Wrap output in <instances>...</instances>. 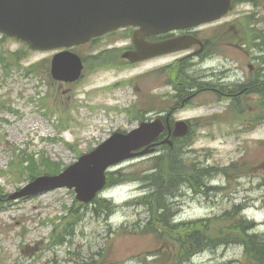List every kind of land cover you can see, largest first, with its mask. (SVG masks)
Wrapping results in <instances>:
<instances>
[{"label": "rangeland", "instance_id": "1", "mask_svg": "<svg viewBox=\"0 0 264 264\" xmlns=\"http://www.w3.org/2000/svg\"><path fill=\"white\" fill-rule=\"evenodd\" d=\"M225 22L228 23L225 28H216L218 23ZM218 23L199 29L207 30L215 39L230 26L231 33H247L253 29L251 24L255 23L262 32L253 34L264 36V0L258 7L239 2ZM114 38L106 37L93 46L85 45L75 50L86 58V62L82 77L72 83L53 80L50 73L47 74L44 63H40L54 52H35L14 40L0 43V56L4 59L0 64V172H5L0 176V187L5 194L9 195L27 184L25 180L18 181L22 178L20 175L12 176L13 169L8 167L10 161L14 164L18 162L17 155H34L35 152L34 158L38 161H34L33 167L38 170L41 169V156L60 167H67L114 131L127 132L135 128L141 120L140 110L145 109V103L151 97L157 96L155 111L142 113L143 120L172 107L175 103L173 84L177 78L183 77L184 84L189 88L215 85L216 81L206 78L208 72L213 74L214 71L219 74L231 71V79L240 82L248 75L251 81L253 79L249 66L255 64V53L246 54L227 46L212 47L213 57L201 64L198 63L200 59L189 57L179 65L158 73L175 58L190 55L191 50L119 68L116 62L120 60V55L106 53L110 47L121 46L120 41L117 45L112 44ZM110 61H115V64L100 68ZM263 63L258 61L255 67H261ZM36 64L43 66L34 68L35 74L28 72V68ZM229 85L239 86L235 81ZM254 89L242 99L244 102L237 103L242 111L228 117L232 118L231 127L223 123L231 119L212 122L211 118L201 120L194 130L192 147L188 149L192 160L199 161L203 167H221L234 162L241 171L227 175L216 173L204 180L208 186L222 187V191L208 190L205 195L196 196L183 189L173 200L178 209V221L209 219L238 206L242 207L245 218L255 224L254 232L264 235V122L245 128L242 121L250 115L244 118L240 113L245 108L258 105L260 94ZM231 91L238 92L235 88ZM186 96L184 94L177 103ZM225 99L200 95L192 100V104L177 108L174 118L197 119L209 117L212 113H226L229 103ZM41 103L45 104L42 108ZM133 105L129 114L126 109ZM47 109L51 117L42 115ZM30 110L39 114H31ZM68 111L73 119L65 121ZM252 115L257 117V113ZM63 122L69 127L65 129L63 138L72 144V148L57 140H48L59 134L58 125ZM143 159L139 157L126 161L111 171L133 170ZM144 167L148 168L147 165ZM235 178L237 182L233 181ZM230 179L232 182H228ZM118 182L113 178L110 185ZM143 191L151 193L139 182L113 186L101 196L116 204L113 215L104 220L93 214L89 205L87 209H78L83 216L75 225L73 235L65 244L53 246L48 244L52 231L61 233L64 225L72 224L77 218L74 214L70 221L55 220L67 212L65 206L72 205L74 193L67 189L47 191L6 203L0 209V264H76L91 260H95V264H249L243 248L238 245L216 247L190 261H177L176 229L164 228L161 236L143 231L148 223V228H152L153 214L149 207L132 203ZM51 219L55 221L50 223Z\"/></svg>", "mask_w": 264, "mask_h": 264}, {"label": "water", "instance_id": "2", "mask_svg": "<svg viewBox=\"0 0 264 264\" xmlns=\"http://www.w3.org/2000/svg\"><path fill=\"white\" fill-rule=\"evenodd\" d=\"M231 6L232 0H0V32L28 42L33 49L50 50L80 45L118 28L139 27L136 36L139 35V39L134 36L137 52L124 56L136 62L199 43L185 38L186 43L182 45L178 40L148 46L143 42L145 36L217 20ZM81 69L80 59L68 51L52 59L54 79L73 82L78 79ZM162 131L160 120H155L141 123L128 134L116 133L58 177L39 178L10 199L66 186L75 188L77 200L89 202L104 186V171L108 166L152 151L146 148L140 153H132L148 147ZM186 132V125L178 122L172 136L180 137Z\"/></svg>", "mask_w": 264, "mask_h": 264}, {"label": "trees", "instance_id": "3", "mask_svg": "<svg viewBox=\"0 0 264 264\" xmlns=\"http://www.w3.org/2000/svg\"><path fill=\"white\" fill-rule=\"evenodd\" d=\"M185 79L177 78L174 84H177V96L181 95ZM256 93L260 94L258 105L259 113L264 115V79L256 80L252 86ZM240 109V108H239ZM240 111H242L240 109ZM187 135L180 142L170 147H163L161 152L149 159L143 164L148 168H143V173L134 170L126 173L116 172L108 175V184L114 179L118 181L139 180L151 193L143 197L136 198V204L149 207L153 214L152 228H145V231H151L157 236H161L164 228L176 229L177 241L176 253L177 261L189 259L193 255L203 250L214 248L216 246L240 245L244 249V255L249 264H264V235L259 233H250L253 223L246 220L241 215V207L233 206L232 209L219 216L209 219L194 220L183 224H172L171 215L174 207L172 199L176 197L182 188H187L195 194H205L208 190H219V187H209L204 180L209 179L213 173H227L230 168H221L218 166L203 167L197 161L192 160L185 149L189 145ZM179 143V142H178ZM187 154V155H186ZM40 162L43 170L48 174L60 172L58 164H52L47 158ZM13 169V170H12ZM11 170L14 174L24 175L29 179L41 174L40 170L33 168H24L21 163L11 164ZM3 200L0 189V201ZM111 204L102 199H96L93 211L98 213H108L111 210ZM73 225V224H72ZM71 233V230H70ZM62 242L65 236L61 237ZM78 264H95V261L81 262Z\"/></svg>", "mask_w": 264, "mask_h": 264}, {"label": "flooded vegetation", "instance_id": "4", "mask_svg": "<svg viewBox=\"0 0 264 264\" xmlns=\"http://www.w3.org/2000/svg\"><path fill=\"white\" fill-rule=\"evenodd\" d=\"M189 33H192V34H195L194 31L192 32H183V31H179V32H173V33H170L168 35H166L165 37H163L162 40H167V39H171L173 37H176V36H183V35H186V34H189ZM130 49V48H128ZM263 49V46L262 45H257L255 46V48L253 50L255 51H259V50H262ZM207 50V44L205 43L204 47H203V50L198 54L199 56L203 55ZM251 70H252V67H251ZM216 73L218 74L216 76ZM206 78L209 80V81H216L215 85H207L204 89H202L203 91H211L213 93H215L216 95H221V96H229V97H236L239 95V91L238 92H233V93H229L227 91H229L230 89H227L226 92H224L222 89L226 86V87H230V83H228L229 81V78L224 76L223 74H219L218 71H214L213 74L211 72H208L206 74ZM236 84H239V83H236ZM239 86L236 87V90H238ZM187 100H185V102H187ZM171 120V119H170ZM188 124L189 126H193L194 124L191 122V121H188Z\"/></svg>", "mask_w": 264, "mask_h": 264}, {"label": "bare ground", "instance_id": "5", "mask_svg": "<svg viewBox=\"0 0 264 264\" xmlns=\"http://www.w3.org/2000/svg\"><path fill=\"white\" fill-rule=\"evenodd\" d=\"M206 193H207V191L205 192V194H206ZM252 227H253V228L250 229V231H251L250 233H254V231H255V227H254V225H253Z\"/></svg>", "mask_w": 264, "mask_h": 264}]
</instances>
